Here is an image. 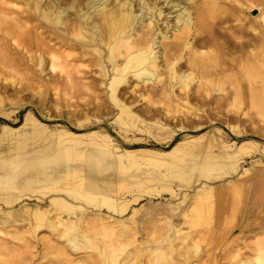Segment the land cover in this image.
I'll return each instance as SVG.
<instances>
[{
  "label": "bare ground",
  "instance_id": "obj_1",
  "mask_svg": "<svg viewBox=\"0 0 264 264\" xmlns=\"http://www.w3.org/2000/svg\"><path fill=\"white\" fill-rule=\"evenodd\" d=\"M26 89L44 95L54 90L60 98L89 100L91 103L79 111L101 117L96 120L100 123L116 116L112 123L120 133L130 128H155L167 130L172 138L179 131L198 132L208 125L214 127L208 135L185 134L170 148L160 150L121 148L105 130L90 132L92 137L86 142L88 156L96 160L111 157L125 167L140 164L142 159L167 166L180 155V162L174 159V164H170L172 171L131 175L129 185L169 175L190 176L199 170H224L226 174L236 171L248 149L259 142L231 139L217 124L229 126L240 137L244 131H235L230 124L238 120V112L248 102L264 109V0H0V104L5 106V101L10 100L15 107L29 105L9 98L20 96ZM158 99L168 101L166 115L170 105H184L185 123L177 127L166 124L161 119L163 110L153 105ZM31 123L43 122L28 111L21 126ZM20 127L2 124L0 138L6 136L8 129ZM78 135L64 129L56 134L58 142L68 146L76 145ZM203 136L208 137V142L203 150H198L196 146ZM185 156L192 158L186 160ZM46 170L45 167L41 174L53 183L50 190L54 191L50 205L59 211L58 221L65 224L60 237H67L73 250L82 247L73 229L87 214L85 202L94 201L99 211L104 207L121 215L129 203L141 198L133 195L129 199L120 192L119 183L125 178L119 175L97 177L83 166L69 164ZM6 179L7 176L8 182ZM34 179L24 178L21 183ZM164 188L176 194L171 186ZM213 194L211 189L196 191L195 198L202 202ZM262 195L259 193L257 200ZM170 203L160 209L171 213L174 207ZM184 208L178 206V211ZM156 211L150 203L142 210L141 219L151 220ZM62 212L75 219L62 220ZM27 214L45 217L40 208L23 209L10 222L16 224ZM121 221V227L127 228L125 220ZM85 239L88 246L95 247L93 240ZM175 243L168 234L151 251L156 257L151 264H177L174 254L180 250ZM55 249L70 264L73 262L64 248ZM254 252L251 263L264 264V240L256 242ZM99 254L104 256L102 251ZM184 260L187 264L189 257Z\"/></svg>",
  "mask_w": 264,
  "mask_h": 264
},
{
  "label": "rangeland",
  "instance_id": "obj_2",
  "mask_svg": "<svg viewBox=\"0 0 264 264\" xmlns=\"http://www.w3.org/2000/svg\"><path fill=\"white\" fill-rule=\"evenodd\" d=\"M53 91L49 90L44 95L26 89L18 97H9L15 102L29 103L23 107H15L10 100L5 101V106L0 104V130L2 124L20 127L28 111L43 122L41 125L31 123L21 126L18 130L8 129L6 136L0 138V160H9L0 161V264H70L55 247L64 248L73 260L71 264H119L120 261L124 264H151V261H156L151 251L168 234L174 237L175 248L180 250L174 254L177 264H186L184 259L187 256V264H241L244 261L252 264L256 242L264 240V109H259L252 102L244 105L245 108L237 114L238 120L230 123L235 131H244L240 137L229 126L217 124V128H223L231 139H254L259 142V145L248 149L236 171L226 174L224 170H199L190 176L169 175L165 179L129 185L131 175H144L146 171L159 175L172 171L170 164H174L175 158L167 166L151 164L142 159L139 160L140 164L125 167L111 157L102 156L96 160L92 155L88 156L90 153L86 142L92 137L90 132L105 130L121 148L142 146L160 150L170 148L185 134L208 135V131L214 127L208 125L198 132L179 131L172 138L167 130L155 128L142 131L130 128L120 133L118 126L112 123L116 116H110L108 120L105 118V122L100 123L96 121L99 116L79 111L82 106L91 103L89 100L60 98ZM167 103L158 99L153 104L163 110L161 119L170 127L185 123V106L170 105V112L166 115L164 109ZM139 104L145 106L144 102ZM222 109L226 110V106ZM63 129L80 134L76 138V145L58 142L56 134ZM207 140L208 137L203 136L197 149L203 150ZM179 157L175 159L176 162H180ZM66 164L83 166L97 177L119 175L125 178L119 183L122 194L129 199H133V195H141L140 200L129 203L121 215L104 207L99 211L94 207V201L86 203L75 199L85 202L87 206V214L77 221L73 229L82 246L78 250L70 248L67 237H60L65 224L58 221L59 211L50 205L51 196L54 195V191L50 190L53 183L44 180L41 174L45 167L46 171H53ZM5 176L9 178L8 182ZM29 177L36 179L21 183ZM188 179L196 181L189 182ZM70 181L75 185L74 179ZM166 185L171 186L176 194L168 192L164 188ZM236 187L238 191H235ZM206 189H211L214 194L210 199L199 202L195 198L196 191L204 192ZM259 193L263 195L257 200ZM150 203L157 208V214L151 220H143L142 210ZM167 203L174 207L171 213L160 209ZM178 206L186 208L178 211ZM36 208L45 212V217L35 218L27 214L16 224L10 222L11 217L19 211ZM60 215L62 220L75 219L65 212ZM100 216L104 218L103 221L98 220ZM122 219L127 228L121 227ZM85 237L93 240L95 247L88 246ZM196 244H199L198 247ZM165 249L169 251L166 245ZM101 251L105 259L99 254Z\"/></svg>",
  "mask_w": 264,
  "mask_h": 264
}]
</instances>
